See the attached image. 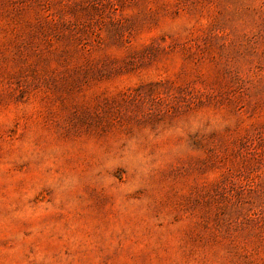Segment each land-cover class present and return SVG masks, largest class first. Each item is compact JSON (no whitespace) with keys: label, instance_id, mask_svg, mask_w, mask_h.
I'll list each match as a JSON object with an SVG mask.
<instances>
[{"label":"rangeland","instance_id":"374dc122","mask_svg":"<svg viewBox=\"0 0 264 264\" xmlns=\"http://www.w3.org/2000/svg\"><path fill=\"white\" fill-rule=\"evenodd\" d=\"M0 264H264V0H0Z\"/></svg>","mask_w":264,"mask_h":264}]
</instances>
